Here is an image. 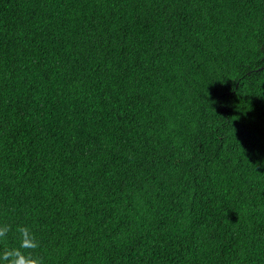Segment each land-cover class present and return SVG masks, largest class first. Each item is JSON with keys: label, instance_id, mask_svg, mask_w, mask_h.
I'll list each match as a JSON object with an SVG mask.
<instances>
[{"label": "trees", "instance_id": "16d2710c", "mask_svg": "<svg viewBox=\"0 0 264 264\" xmlns=\"http://www.w3.org/2000/svg\"><path fill=\"white\" fill-rule=\"evenodd\" d=\"M5 224L44 264H264V0H0Z\"/></svg>", "mask_w": 264, "mask_h": 264}, {"label": "clouds", "instance_id": "9594fccd", "mask_svg": "<svg viewBox=\"0 0 264 264\" xmlns=\"http://www.w3.org/2000/svg\"><path fill=\"white\" fill-rule=\"evenodd\" d=\"M10 228L0 225V240L7 237ZM19 246L0 250V264H44L43 257L36 253L39 248L35 234L24 225L17 228Z\"/></svg>", "mask_w": 264, "mask_h": 264}]
</instances>
